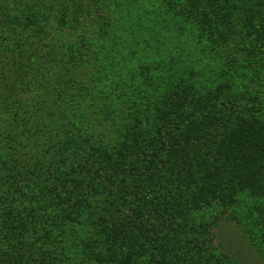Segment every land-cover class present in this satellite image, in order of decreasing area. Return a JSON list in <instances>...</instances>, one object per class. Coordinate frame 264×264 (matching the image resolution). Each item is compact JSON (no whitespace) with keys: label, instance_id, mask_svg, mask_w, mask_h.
Masks as SVG:
<instances>
[{"label":"rangeland","instance_id":"1","mask_svg":"<svg viewBox=\"0 0 264 264\" xmlns=\"http://www.w3.org/2000/svg\"><path fill=\"white\" fill-rule=\"evenodd\" d=\"M262 16L264 0H0V213L17 216L25 208L31 219L40 220L44 215L58 226L64 225L66 215H73L78 219L75 233L79 228L91 231L92 222L98 223L104 231L96 240L99 245H121L122 237L112 235L116 233L107 230L105 224L118 223L124 210L107 200L120 202L122 195L129 196L131 189L121 181L126 177L124 171L136 162L148 166L147 155L151 152L132 154L137 157L134 163L132 157L118 152L124 144L131 147L152 130L150 120H136V89L155 91L149 100L154 97L161 103L172 93L175 83L183 87L191 81L196 84V95L206 91L212 94L195 102L189 99H196L193 91H186L184 112L188 118L206 121L219 108L228 119H256L264 131ZM79 22L95 31L93 51L85 49L90 64L95 61L93 56H111L106 60H111V69L102 80L108 89H113V83L117 85L122 94L120 104L125 107L120 106L119 99L114 108L108 107L104 98L107 91L104 97L98 93L96 106L94 102L91 106L82 94H69L78 89L70 86L65 91L64 83L39 66L35 52L41 43L33 41L29 45L26 37L34 31L36 37L42 36L37 30L47 27L64 41L74 40L81 36L76 29ZM20 28L26 31L22 37L25 41L17 36ZM226 35L230 49L227 57L213 46ZM177 53L181 57L177 58ZM89 68L83 64L72 71H80L82 81L88 85L85 73ZM102 104L109 109L102 113L111 112L103 117L97 114ZM126 107L130 109L124 111ZM188 118L180 120L182 130ZM96 134L104 146L93 142L95 147H85ZM181 142L191 144L188 136ZM81 143L82 147H77ZM71 151L79 160L85 154L75 169L67 158ZM90 152L97 159L92 160ZM143 158L145 161H140ZM111 159L116 160L114 171L106 166ZM260 174L264 176V170ZM261 189L255 188L253 194L244 183L233 189L231 206L220 205L217 200L212 207L188 214V220L196 223L217 219L208 235L214 253L224 254L222 257L232 259L229 261L233 264H264V256L248 244L253 241L255 248L264 252ZM10 202L15 206L7 208ZM131 216L127 217L130 223L137 220ZM5 260L4 264H10ZM220 264L225 263L222 260Z\"/></svg>","mask_w":264,"mask_h":264},{"label":"trees","instance_id":"2","mask_svg":"<svg viewBox=\"0 0 264 264\" xmlns=\"http://www.w3.org/2000/svg\"><path fill=\"white\" fill-rule=\"evenodd\" d=\"M38 10L42 11L41 8ZM76 29L81 36L74 40H69L67 36L68 40L64 41L60 35L52 34L47 27L37 30L42 36L36 37L34 31L26 39L29 45L33 41L36 44L41 43L38 52H35L41 62H38L39 66L51 71L49 76H54L59 83H64L65 91L71 87L78 89L69 94H82L84 98H89L91 106L93 102L96 106L95 97L98 93L101 94L100 97H104L107 91V96L104 97L106 104L114 108V102L117 103L119 99L120 104L122 99L121 90L115 83L113 89L106 88L102 80L108 75L107 69H111V60L106 61L110 55L100 59L97 55L93 56L95 61L91 65L85 49L90 48L93 51L94 28L79 22ZM24 34L26 31L20 28L17 36L22 39ZM227 36L229 35L222 37L217 45L213 44L215 49L224 52L225 57L230 53ZM42 47L46 49L43 50ZM176 55L177 58L181 57L178 53ZM83 64L90 66L89 72L85 73L88 85L82 81L80 71H72ZM182 64L184 63H180ZM161 74L164 73L160 72ZM107 80L109 77L106 76L105 82ZM195 85L191 81H187L183 87L180 83H175L172 93L162 99L161 103L154 101V97L149 100L148 96L155 91L137 88L135 92L133 89L135 104L139 105H136V120L138 123L140 120H150L152 130L147 137L143 135L140 139L141 142H146L145 146L139 140L131 147L124 144L118 152L124 157H132L133 163L137 161V157L132 154L151 152L147 155L150 158L147 161L148 166L144 167L136 162L134 167L124 171L126 177L121 181L131 189L129 196L122 195L120 202L107 200L110 205L124 210L118 223L112 221L105 224L107 230L113 229L116 233L112 235L122 237L121 245L115 247L102 243L100 246L96 240L100 239V234L104 235V231H101L98 223L92 222L91 231L79 228L75 233L78 219H73V215H66L64 225L58 226L55 220L45 219L44 215L40 220L35 217L31 219L28 215L30 211L26 212L24 208L17 216H12L9 212L6 216L0 213V264H4V258L10 264H100L105 261H114L116 264H220L222 260L225 264L232 263L229 261L232 259L226 260L227 258L222 257L224 254L220 256V253H214L212 239L208 236L217 219L209 223H196L188 220V214L212 207L217 200H220V205L231 206L233 189L240 188L244 183L251 188L253 194L255 188H262L261 195H264V185H260L264 183V176L260 174L264 170V131L256 119L248 120L239 116L228 119L227 115L220 113L219 108L214 117L206 121L188 118L184 112L187 100L185 92L193 91L196 99H189L195 102L212 94L211 91H206L196 95ZM130 92L133 93L132 89ZM131 97L133 95L127 98L129 102ZM108 107L102 104L97 109V114L101 117L106 113L110 114V111L102 113ZM121 107H125L124 103ZM129 107L124 111H128ZM187 118V126L182 130L180 120ZM163 131L165 132L161 136ZM96 136L85 147H95L93 142L104 146L105 143L100 142ZM186 136L191 141L189 145L181 142ZM77 147H82V143ZM84 155L83 153L80 156V160L84 159ZM76 156L72 151L67 156L73 169L75 164H80ZM90 157L94 160V152H90ZM115 161H108L107 168L114 171ZM140 161H145V158ZM123 176L124 174L121 177ZM147 182L149 185H145ZM9 206L15 205L10 202L7 208ZM118 207L114 209L119 210ZM131 215L137 219L132 223L131 219H127ZM258 225L255 224V227H260ZM126 226L134 230L126 231ZM250 235H253L252 232ZM54 236H59L60 239ZM248 244L258 255L264 256L262 250L255 248L253 241L249 240Z\"/></svg>","mask_w":264,"mask_h":264}]
</instances>
